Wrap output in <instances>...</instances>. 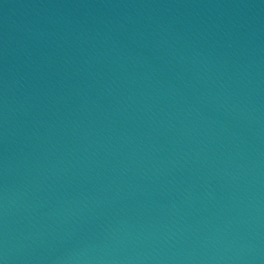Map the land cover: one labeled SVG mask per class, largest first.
Listing matches in <instances>:
<instances>
[{"label": "water", "instance_id": "1", "mask_svg": "<svg viewBox=\"0 0 264 264\" xmlns=\"http://www.w3.org/2000/svg\"><path fill=\"white\" fill-rule=\"evenodd\" d=\"M0 264H264V0H0Z\"/></svg>", "mask_w": 264, "mask_h": 264}]
</instances>
